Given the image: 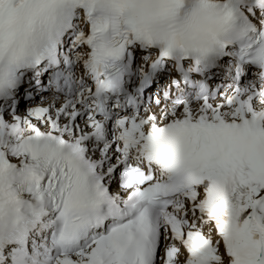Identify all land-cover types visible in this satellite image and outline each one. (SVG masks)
Listing matches in <instances>:
<instances>
[{"label":"snow or ice","instance_id":"obj_1","mask_svg":"<svg viewBox=\"0 0 264 264\" xmlns=\"http://www.w3.org/2000/svg\"><path fill=\"white\" fill-rule=\"evenodd\" d=\"M0 264H264V0H0Z\"/></svg>","mask_w":264,"mask_h":264}]
</instances>
